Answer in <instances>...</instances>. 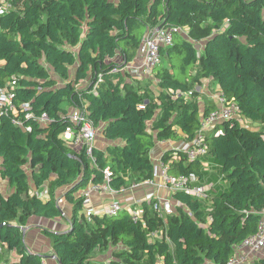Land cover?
Listing matches in <instances>:
<instances>
[{
  "label": "trees",
  "instance_id": "obj_1",
  "mask_svg": "<svg viewBox=\"0 0 264 264\" xmlns=\"http://www.w3.org/2000/svg\"><path fill=\"white\" fill-rule=\"evenodd\" d=\"M11 2L0 15V86L16 78L13 101L29 107L0 114V176L14 188L0 193L1 254L15 251L17 264H44L45 256L27 249L23 227L31 217H63L56 192L65 188L71 204L67 228L44 229L59 264H88L91 253L110 243L120 248L107 264H226L235 246L257 231L264 209V0ZM207 21L212 31L202 52L180 34L161 49L156 95H143L124 81L120 68L135 56L149 28L189 26L192 33ZM201 78L216 82L248 123L225 120L216 126L219 133H206V157L218 163L228 187L207 204L172 194L182 206L166 225L152 208L144 212L145 227L126 209L85 218L79 192L101 183L105 167L113 174L111 188H126L129 180L153 178L149 154L156 140L193 138L199 104L182 95ZM69 108L86 112L95 125L103 122L102 135L113 143L94 147L91 155L68 146L62 133ZM42 115L46 122L38 120ZM179 157L169 163L170 173L193 172L202 179L200 158ZM162 159L169 160L167 152ZM28 173L36 188L46 184L47 198L30 194ZM162 225L164 236L154 237ZM263 250L247 264H264Z\"/></svg>",
  "mask_w": 264,
  "mask_h": 264
},
{
  "label": "built area",
  "instance_id": "obj_2",
  "mask_svg": "<svg viewBox=\"0 0 264 264\" xmlns=\"http://www.w3.org/2000/svg\"><path fill=\"white\" fill-rule=\"evenodd\" d=\"M12 8L11 0H0V15ZM185 33L187 31L182 27L175 28H162L151 27L144 34L137 52L141 56V65L133 69L135 77L151 76L156 66L161 61V49L167 48L172 45L174 36L177 33ZM1 64V63H0ZM16 78H12L5 85L0 86V114L2 112H12L16 114L18 110L26 111L29 103L24 102L19 105V108L13 101L14 88L16 86ZM182 93L177 92L175 96H180ZM216 107L208 111L207 114L201 113L200 125L191 140H183L175 147V153H184L186 159L195 160L200 158L203 166H208V161L203 160L207 155V145L205 141L206 133L212 129H216L219 133L220 130L216 128L218 124L225 120L235 119L241 124H246L245 120L239 114V108L234 101L228 100L220 92L214 95ZM27 118H34L31 113H26ZM69 125L62 133L63 138L70 142L75 150L85 149L88 155H91L95 147V140L97 136V128L93 121L87 116L86 112L74 109L69 112ZM40 122H46L47 118L42 115L38 118ZM29 130V128H27ZM168 164L161 161L154 166L153 177H160L162 185L165 186L172 194L181 192L191 195L199 200H207L209 202L210 186L206 185L201 179L193 172L184 174H173L168 171ZM113 177L112 171L105 167L103 169V180L101 183H89L80 192L82 197V214L85 218L91 219L95 215H116L122 210L126 209L130 212L132 221L140 223L142 227L146 226L144 212L140 207H134L136 204L148 202L151 208L156 212L157 216L166 220L168 215L175 214L177 208L182 206L178 200L172 202L170 198H160L154 192H147L142 199H136L134 195H127L122 201L114 199L108 203L102 204L99 207L93 208L91 200L93 193L105 191L115 193L122 191L114 190L110 186V179ZM142 182V181H141ZM142 184H152L150 180H144ZM141 184L139 182L131 184L132 188H137ZM133 205V207H131ZM261 219L258 223L257 231L244 238L239 244L235 246V253L228 259L226 264H247L251 257L264 249V209L261 211ZM157 231L153 233L156 236ZM4 246L0 244V254L3 252Z\"/></svg>",
  "mask_w": 264,
  "mask_h": 264
},
{
  "label": "crops",
  "instance_id": "obj_3",
  "mask_svg": "<svg viewBox=\"0 0 264 264\" xmlns=\"http://www.w3.org/2000/svg\"><path fill=\"white\" fill-rule=\"evenodd\" d=\"M180 35H183L186 37L183 33H177ZM188 37V36H187ZM202 52V50H200ZM118 58V63L121 62V59ZM116 58H114V61H116ZM116 61V62H117ZM141 65V56L138 54V52L135 54V56L127 62L123 67L120 68V74L124 78V81L128 84H131L132 86L136 87V84H139L136 80H140L143 78H153V75L151 76H143V77H135L133 73V69L137 68ZM139 78V79H138ZM156 80V78H155ZM201 82L203 83V86L200 88H196V91L203 94L202 97L197 100L200 108V112L203 113L205 109L211 108L212 106L216 107L215 101H214V95L218 94L220 92V88L216 82H213L216 87L215 92H210V88L208 87V82L210 81L207 78H201ZM159 89V88H158ZM159 91V90H158ZM157 91V92H158ZM69 111L74 110L73 108H69ZM97 130V137L98 133L100 132V135L103 141H99L96 137L95 140V147L104 149L107 144L113 143L112 141L107 140L102 135V129L104 126L103 122H100L98 125H95ZM255 125H251V127H254ZM155 134L156 132L153 131ZM178 133L182 134L180 130H178ZM65 140V139H64ZM66 141V140H65ZM183 139L179 140H171V139H165V140H156L155 145L150 150V160L153 163L154 166H156L159 162L163 161L162 157L167 152V156L170 158L167 162L164 160L166 164L169 165V163L172 160H176L178 157V153H175V147L182 142ZM69 146H71L70 142L66 141ZM72 147V146H71ZM73 148V147H72ZM75 149V148H74ZM203 160L208 161V166H204L205 173L201 179L203 183H209L211 181V175L208 174V168L211 166V161H214L213 159H208L207 157H204ZM210 162V163H209ZM208 169V170H207ZM51 178H54V175L51 176ZM146 181V180H145ZM28 182H29V188H30V194H38L42 199L47 198L46 184L41 186L40 188H36L33 183L31 182L30 173H28ZM152 184H142V182H139L141 185L137 188L131 189V180L128 181V186L126 188H123L122 191H118L115 193H109L105 191H99L96 193H93L92 200H91V206L93 208L99 207L102 204L108 203L111 200L117 199L122 201L125 196L127 195H134L136 199H142L145 193L147 192H154L156 196H160V198H170L172 202L175 203V199L172 197L169 190L162 185L161 178L160 177H153L151 179ZM211 183V182H210ZM209 183V184H210ZM211 190L210 191H218L219 186L218 185H209ZM225 186H223L224 188ZM14 190L13 187H11L8 183V181L0 176V193L3 195H8ZM65 191V188H60L57 190L56 194L58 197V204L59 207L62 209L63 217H58L54 219H45L42 217H31L26 226L23 227L24 232V242L29 251L38 253L40 255L45 256L44 257V264H59L58 260L56 258L55 252L51 246V239L44 233V229H48L51 231H59L66 229L68 226L67 219L71 216V204L65 199L63 196V193ZM140 207L143 212H145L147 209H151V206L148 202L140 203L134 205V207ZM133 207V205H131ZM167 218L164 221V224L166 225ZM165 225H162L158 230L156 236L153 235L156 238H162L164 236V230ZM264 256V250L260 253V257ZM253 258V257H251ZM19 260L18 254L15 251L10 252H4L0 255V264H17ZM207 264H212L211 262H207Z\"/></svg>",
  "mask_w": 264,
  "mask_h": 264
},
{
  "label": "rangeland",
  "instance_id": "obj_4",
  "mask_svg": "<svg viewBox=\"0 0 264 264\" xmlns=\"http://www.w3.org/2000/svg\"><path fill=\"white\" fill-rule=\"evenodd\" d=\"M208 22L209 21L203 22L200 25V28L199 29L192 30V33H191V30H190V27L189 26L182 27L183 29H185L187 31L186 34H187L188 38L193 40L194 44L197 46V48L199 49V51L202 50V45H203V42L205 41L204 39L212 31V28H211L210 31L205 28V26L208 24ZM181 33H183V32H181ZM183 34H185V33H183ZM117 60H118V58H116V61ZM136 81L139 82V84H136L137 86L136 87L133 86V87L137 91H139L141 94H143V95H147V94L156 95L157 94V91H158L159 86L157 85V81L155 80V77H153V78H143V79L136 80ZM86 83H87V80L86 81H82L80 83V85H79V88L85 86ZM203 83H205V82H201V80L195 81L194 84H192V86L190 87V89L187 90V92H184L182 96H184L185 99H192V100L195 99V100H199L202 97L203 94H201L198 91H196V88L202 87L203 86ZM207 85L210 88V92H215V89L214 88L216 87V85L213 82L209 81ZM193 94H195V95L193 96ZM192 96L195 97V98H193ZM245 123H247V122L245 121ZM149 128L151 129L152 127L149 126ZM98 131L99 130H97V132ZM97 139L100 142L101 141L104 142V139H102V137L100 135V132L98 133ZM67 145H68V143H67ZM210 158L211 157L209 156L208 159H210ZM208 169H207L208 170V174L212 176L211 177V181H210L211 183L209 182L210 184L209 183L207 184L205 182V184L206 185H218L219 186L218 191H221V190L226 189L228 187V180L223 175V173H222V171H221L220 166L218 165V163L216 161H211V166ZM223 186H225V187L223 188ZM218 191H213V192L210 191L209 192V197L211 198L214 194L218 193ZM202 202L204 204H207L208 203L207 200H202ZM118 248H120V245L119 244L110 243V244H108V246L105 249L94 251L93 253H91L89 255L88 264H107L108 260H110L111 258H113L114 252ZM117 259H118V257H117Z\"/></svg>",
  "mask_w": 264,
  "mask_h": 264
}]
</instances>
